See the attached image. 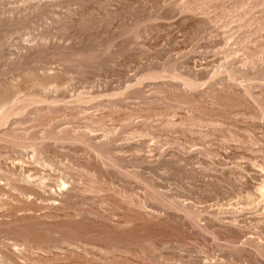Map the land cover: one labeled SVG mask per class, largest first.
<instances>
[{
	"label": "rangeland",
	"instance_id": "1",
	"mask_svg": "<svg viewBox=\"0 0 264 264\" xmlns=\"http://www.w3.org/2000/svg\"><path fill=\"white\" fill-rule=\"evenodd\" d=\"M0 264H264V0H0Z\"/></svg>",
	"mask_w": 264,
	"mask_h": 264
}]
</instances>
